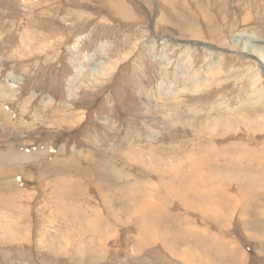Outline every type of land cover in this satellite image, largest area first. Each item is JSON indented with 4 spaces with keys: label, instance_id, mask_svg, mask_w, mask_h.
I'll list each match as a JSON object with an SVG mask.
<instances>
[{
    "label": "rangeland",
    "instance_id": "374dc122",
    "mask_svg": "<svg viewBox=\"0 0 264 264\" xmlns=\"http://www.w3.org/2000/svg\"><path fill=\"white\" fill-rule=\"evenodd\" d=\"M240 33L264 40V0H0V264H264Z\"/></svg>",
    "mask_w": 264,
    "mask_h": 264
},
{
    "label": "bare ground",
    "instance_id": "6f19581e",
    "mask_svg": "<svg viewBox=\"0 0 264 264\" xmlns=\"http://www.w3.org/2000/svg\"><path fill=\"white\" fill-rule=\"evenodd\" d=\"M252 36V35H251ZM251 36H249V35H246V34H244V33H240V34H236L235 35V37L233 38V41H232V44H235L234 46L237 48H239L240 50V52H242L241 53V56H244V57H250V58H254V59H256V60H258V62L260 61L261 63V65L263 64V67H264V47H263V45L262 46H260V44H263L264 43V40H260V39H257L256 37H251ZM242 40H244V41H242ZM31 41V40H30ZM191 43V42H190ZM197 43V42H196ZM204 42H202V44H203ZM31 44V43H30ZM195 44V43H194ZM193 44V45H194ZM198 44V43H197ZM202 44H201V46H202ZM28 45V44H27ZM207 46V48H211V49H215V47H213L212 46V43H210V45H206ZM254 46H256V47H254ZM29 47V46H28ZM235 47H233V48H235ZM26 48V47H25ZM218 48V47H217ZM235 48V49H236ZM27 49V48H26ZM221 52H219V54H218V56H216L215 58V60L214 61H218V60H220V58H221V55H220V53H223V52H225L224 50H222L221 48H218ZM257 50H259L260 52H258ZM211 51V50H210ZM239 54V53H238ZM240 55V54H239ZM89 59V58H88ZM90 60V59H89ZM98 60V59H97ZM86 62H88V61H86ZM94 62V61H93ZM219 62V61H218ZM217 62V63H218ZM178 65V64H177ZM1 66V65H0ZM103 67H106V66H103ZM113 68H114V66H113ZM261 72V73H263L264 74V68H262V69H260V70H256V73L257 72ZM95 72V71H94ZM102 72V71H101ZM230 72V71H229ZM253 73V72H252ZM11 74V73H10ZM252 75V74H251ZM234 76V75H233ZM184 77H186V76H184ZM197 78V77H196ZM192 80H193V78H192ZM209 80V79H208ZM206 81V80H205ZM12 82L13 83H16V81L15 80H13L12 79ZM256 82V81H255ZM10 83V82H9ZM170 84H172V83H170ZM169 84V85H170ZM18 86V85H17ZM171 86V85H170ZM172 86H174V85H172ZM8 88V87H7ZM10 88H12V86H10ZM170 88V87H169ZM8 90V89H7ZM1 91V90H0ZM14 91V90H13ZM9 92V91H8ZM156 92V91H155ZM2 94H4V96H5V92L4 93H2ZM6 95H7V93H6ZM264 94H262L261 96L260 95H257V97L256 98H261L262 96H263ZM33 96H35V95H33ZM248 97V96H247ZM33 98V97H32ZM257 99V100H258ZM44 100V99H43ZM45 101V100H44ZM27 102V101H26ZM46 102V101H45ZM47 103V102H46ZM257 103H259V100L257 101ZM253 104V103H252ZM223 107V106H222ZM40 108V107H39ZM210 111V110H209ZM211 112V111H210ZM36 118V117H35ZM233 118V117H232ZM262 118V117H261ZM165 120V119H164ZM180 120V119H179ZM264 121V120H263ZM183 124V123H182ZM218 125L216 124V127H217ZM205 127V126H204ZM215 127V128H216ZM199 128V127H198ZM214 128V127H213ZM212 128V129H213ZM201 129H203V128H201ZM200 128H199V130H201ZM206 131V130H205ZM105 139V138H104ZM113 139V138H112ZM94 141V140H93ZM113 143V142H112ZM94 145V144H93ZM211 146V145H210ZM132 147V146H131ZM264 148V147H263ZM123 151V150H122ZM6 152V151H5ZM124 152V151H123ZM125 155H127V157L128 158H130V159H132L134 156H135V154L134 155H131L129 152H125L124 153ZM137 155H139V154H137ZM76 156L77 157H75V159L74 160H72L71 161V164H75V165H78L79 166V163L80 162H83L84 164H87V166L89 167V165L93 168V169H95L93 166H98V164H99V162H102V160H104L103 158H101L100 157V155H99V151L98 152H95V151H88V152H85V153H83V154H81L80 152H76ZM93 157H94V159L95 160H97L98 161V157H100L99 158V160L100 161H98V162H96V161H94V159H93ZM41 158V157H40ZM53 158V157H52ZM135 158V160L136 161H138V160H142V158H140L139 156H135L134 157ZM233 158V157H232ZM60 160V159H59ZM140 160V161H141ZM189 160V159H188ZM65 161V160H64ZM79 161V162H78ZM78 162V163H77ZM128 162V161H127ZM180 162V161H179ZM183 162H185V161H183ZM125 163V162H124ZM179 164V165H178ZM151 165V164H150ZM148 166L149 168H151V166ZM177 165V166H176ZM175 169L177 170V172H178V174L177 175H180L181 176V165H180V163H177V164H175ZM172 170V169H171ZM107 171H111V173L113 172V170H112V166H111V168H110V165H106V167H105V169H102V167H101V169H98V172H99V174L100 175H102V176H104L105 174L104 173H106ZM174 171V170H173ZM149 172V171H148ZM175 172V171H174ZM219 172V171H218ZM109 173V172H108ZM168 173V172H167ZM174 174V173H173ZM111 175V174H110ZM128 177V176H127ZM47 178V177H46ZM53 178V177H52ZM173 179V178H172ZM175 179V178H174ZM59 180V179H58ZM102 180V179H101ZM99 181V180H98ZM55 182V181H54ZM173 182V181H172ZM171 182V187H172V183ZM49 185V184H48ZM47 185V186H48ZM67 185H68V182H67ZM193 185V184H192ZM105 186V185H104ZM161 186H163V185H161ZM180 186H182V185H179L178 187H176V188H179ZM204 186V185H203ZM207 186V185H206ZM51 187V186H50ZM50 187H48L49 189H50ZM165 188V187H164ZM163 188V189H164ZM14 189V188H13ZM62 189V188H61ZM3 190V189H2ZM116 192V191H115ZM140 192V191H139ZM11 193V192H10ZM49 193H50V191H49ZM52 193V192H51ZM133 194V193H132ZM50 195H52V194H50ZM57 195H58V193H57ZM187 195V194H186ZM9 196V195H8ZM8 198V197H7ZM49 198V197H48ZM161 198H163V197H160V199ZM106 199V198H105ZM159 199V200H160ZM4 200V199H3ZM161 201V200H160ZM99 205V204H98ZM104 205V204H103ZM216 205V204H215ZM153 206V205H152ZM142 207H144V209L146 208V207H148V206H142ZM151 207V206H150ZM148 210V209H147ZM158 210V209H157ZM149 211H150V209H149ZM151 212V211H150ZM149 214V213H148ZM152 215V214H151ZM95 216V215H94ZM148 216V215H147ZM112 217V216H111ZM156 219V218H155ZM241 219V218H240ZM96 220H98V219H96ZM118 220V219H117ZM148 220V219H147ZM160 220H161V218H160ZM84 221V220H83ZM86 221V220H85ZM89 221V220H88ZM64 222V221H63ZM62 222V223H63ZM91 221H89V223H90ZM86 225L88 226V225H91V224H88L87 222H86ZM94 225V223L91 225V226H93ZM91 226H90V228H91ZM98 232H100V231H98ZM79 233V232H78ZM96 233V232H95ZM81 239V238H80ZM73 244V243H72ZM43 253V252H42Z\"/></svg>",
    "mask_w": 264,
    "mask_h": 264
}]
</instances>
